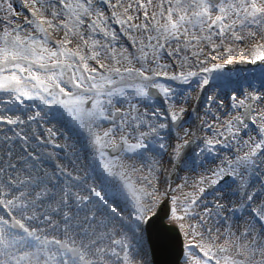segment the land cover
I'll return each mask as SVG.
<instances>
[{"label":"snow or ice","instance_id":"obj_1","mask_svg":"<svg viewBox=\"0 0 264 264\" xmlns=\"http://www.w3.org/2000/svg\"><path fill=\"white\" fill-rule=\"evenodd\" d=\"M0 264H264V0H0Z\"/></svg>","mask_w":264,"mask_h":264},{"label":"rangeland","instance_id":"obj_2","mask_svg":"<svg viewBox=\"0 0 264 264\" xmlns=\"http://www.w3.org/2000/svg\"><path fill=\"white\" fill-rule=\"evenodd\" d=\"M242 66V67H240ZM240 67V68H239ZM235 72L237 75L241 76L244 72H254V73H259L260 74V67H259V62H257V65H252V64H239V65H231L228 66V68L225 70ZM249 78V77H248ZM250 80H253V78H249ZM253 82H259L257 79H254ZM259 86V85H258ZM192 104H195V102H191ZM187 119H194V117H188ZM62 143V141H60ZM62 155V153H61ZM184 173H181L183 175Z\"/></svg>","mask_w":264,"mask_h":264},{"label":"bare ground","instance_id":"obj_3","mask_svg":"<svg viewBox=\"0 0 264 264\" xmlns=\"http://www.w3.org/2000/svg\"><path fill=\"white\" fill-rule=\"evenodd\" d=\"M240 67H242V66H240ZM239 67V68H240ZM243 68V67H242ZM245 74H247V76L249 77V78H253V76H255L256 77V79L259 81V82H253V83H255L257 86L259 85V83H260V80H259V76H260V74L259 73H254V72H244L240 77L241 78H243L244 76H245ZM248 78V79H249ZM63 142V141H62ZM69 143H71V141L69 142ZM62 155H63V153H62Z\"/></svg>","mask_w":264,"mask_h":264}]
</instances>
